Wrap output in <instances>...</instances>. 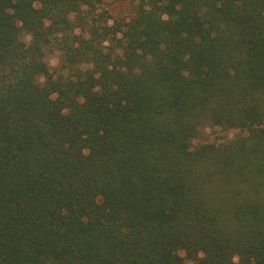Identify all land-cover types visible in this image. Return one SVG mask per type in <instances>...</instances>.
Returning a JSON list of instances; mask_svg holds the SVG:
<instances>
[{"label": "trees", "instance_id": "trees-1", "mask_svg": "<svg viewBox=\"0 0 264 264\" xmlns=\"http://www.w3.org/2000/svg\"><path fill=\"white\" fill-rule=\"evenodd\" d=\"M102 1L0 0V264H264V0Z\"/></svg>", "mask_w": 264, "mask_h": 264}, {"label": "rangeland", "instance_id": "rangeland-1", "mask_svg": "<svg viewBox=\"0 0 264 264\" xmlns=\"http://www.w3.org/2000/svg\"><path fill=\"white\" fill-rule=\"evenodd\" d=\"M131 0H103L101 4V8H106L112 16H131L133 13V9L131 8ZM60 61L59 55L55 54V56L51 59L52 65L58 64ZM233 131L229 133V135H233ZM206 141H211L219 138L226 134V131L220 128H209L205 131ZM189 264H194L193 262H189Z\"/></svg>", "mask_w": 264, "mask_h": 264}, {"label": "clouds", "instance_id": "clouds-1", "mask_svg": "<svg viewBox=\"0 0 264 264\" xmlns=\"http://www.w3.org/2000/svg\"><path fill=\"white\" fill-rule=\"evenodd\" d=\"M235 259H237V258L234 257V260H235Z\"/></svg>", "mask_w": 264, "mask_h": 264}]
</instances>
